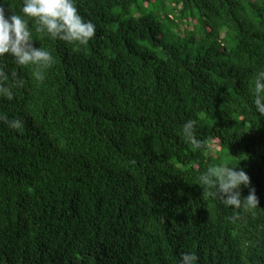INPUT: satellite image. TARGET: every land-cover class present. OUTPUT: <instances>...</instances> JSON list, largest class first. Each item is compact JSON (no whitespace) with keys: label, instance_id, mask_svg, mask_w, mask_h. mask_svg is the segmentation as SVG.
<instances>
[{"label":"trees","instance_id":"trees-1","mask_svg":"<svg viewBox=\"0 0 264 264\" xmlns=\"http://www.w3.org/2000/svg\"><path fill=\"white\" fill-rule=\"evenodd\" d=\"M154 1L76 0L96 27L87 45L29 20L54 59L43 81L0 60L7 83L23 82L0 114L24 125L0 122V264H264V0H170V34ZM22 5L0 0L6 14ZM224 165L249 176L239 190L256 208L226 207L200 182Z\"/></svg>","mask_w":264,"mask_h":264},{"label":"clouds","instance_id":"clouds-1","mask_svg":"<svg viewBox=\"0 0 264 264\" xmlns=\"http://www.w3.org/2000/svg\"><path fill=\"white\" fill-rule=\"evenodd\" d=\"M20 14H6L0 8V60L11 58L18 68L31 66L35 80L43 81L45 71L54 64L50 51L33 46V34L28 21L35 24V31L68 44L87 45L96 34V27L91 21H85L79 15L76 0H23ZM14 73H7L0 66V99H14V87H19L22 81L7 83ZM254 108L260 117H264V72H260L254 84ZM0 122L6 123L10 129L23 128L21 119H9L0 114ZM186 141L199 147L200 142L195 137V121L188 120L182 128ZM200 182L208 189H215V195L226 207L240 209L243 206L253 209L258 200L254 189H250L246 197H241L240 187L249 185V176L242 169L227 165L209 168L200 176ZM197 257L191 253H183L179 264H194Z\"/></svg>","mask_w":264,"mask_h":264},{"label":"rangeland","instance_id":"rangeland-1","mask_svg":"<svg viewBox=\"0 0 264 264\" xmlns=\"http://www.w3.org/2000/svg\"><path fill=\"white\" fill-rule=\"evenodd\" d=\"M146 11H149L151 14L154 15V18L160 22V28L163 33L170 34L173 33V29L169 26L167 20H162L163 15L171 10V2L170 0H155L154 3L148 5L146 7ZM199 19H193V21L190 23L191 27L196 30L198 33L199 31ZM190 28V29H192ZM115 29V27L113 28Z\"/></svg>","mask_w":264,"mask_h":264}]
</instances>
